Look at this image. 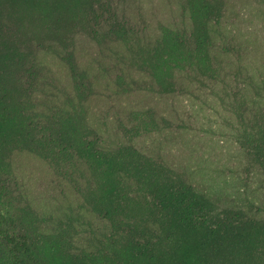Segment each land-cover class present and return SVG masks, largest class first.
<instances>
[{"label": "rangeland", "instance_id": "1", "mask_svg": "<svg viewBox=\"0 0 264 264\" xmlns=\"http://www.w3.org/2000/svg\"><path fill=\"white\" fill-rule=\"evenodd\" d=\"M0 264H264V0H0Z\"/></svg>", "mask_w": 264, "mask_h": 264}]
</instances>
